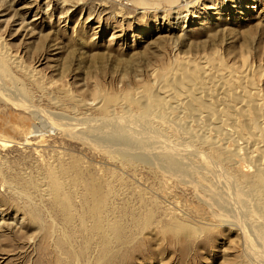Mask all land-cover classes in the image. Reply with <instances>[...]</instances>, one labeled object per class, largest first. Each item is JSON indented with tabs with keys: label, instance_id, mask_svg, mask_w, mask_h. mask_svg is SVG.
Wrapping results in <instances>:
<instances>
[{
	"label": "rangeland",
	"instance_id": "obj_1",
	"mask_svg": "<svg viewBox=\"0 0 264 264\" xmlns=\"http://www.w3.org/2000/svg\"><path fill=\"white\" fill-rule=\"evenodd\" d=\"M0 64V264H264V0H0Z\"/></svg>",
	"mask_w": 264,
	"mask_h": 264
},
{
	"label": "bare ground",
	"instance_id": "obj_2",
	"mask_svg": "<svg viewBox=\"0 0 264 264\" xmlns=\"http://www.w3.org/2000/svg\"><path fill=\"white\" fill-rule=\"evenodd\" d=\"M14 64L16 63V62H13ZM1 65V67H0V69H2L4 66L2 65V64H0ZM1 71V70H0ZM238 77V76H237ZM235 78H236V75H235ZM234 78V76L233 75H231V76H229V78H228V81L230 82V81H234V80H240L239 78L238 79H235ZM3 78H1V76H0V100L1 101H3V102H9V101H11L12 102V104L13 103H15L14 101H16L15 99H12V97H10V95L8 96L7 94V88L3 85V82L2 81H4V80H2ZM240 81H242V79L240 80ZM228 82V83H229ZM239 82V81H238ZM234 83V82H233ZM233 83H231L232 85H233ZM240 84H241V82H240ZM239 83H238V85H240ZM229 85V84H228ZM234 86V85H233ZM235 87H237V85L235 86ZM240 93V92H239ZM243 97V96H242ZM256 97V96H255ZM257 97H258V95H257ZM248 98L250 99V97H247V99L244 97V99H246V100H248ZM259 98V97H258ZM20 100V99H19ZM257 101V100H256ZM261 101V100H260ZM259 101V102H260ZM258 102V103H259ZM20 103V102H19ZM18 105V104H17ZM16 105V106H17ZM258 105V104H257ZM258 108V107H257ZM25 109H27V110H30L29 112L31 113V114H33V115H35V114H37L35 111H33L32 109H31V107H30V105L28 106H26L25 107ZM39 115V114H38ZM36 116V115H35ZM261 117V114L259 115L258 114V116H257V118H254L253 117V119L254 120H256V119H261L260 117ZM264 118V117H263ZM105 121V123H101L100 121H97V123H96V126L95 127H89L88 129L89 130H92V131H94V132H96V130L97 129H103L104 127H113V129L115 130V131H118V133H119V131L120 132H124L125 133V137H128L129 138V140H130V138L132 139V141H135L134 143H133V147H135L136 149L137 148H140V149H143L144 151H145V153H157L158 154V156L160 155L161 157H165L166 159H167V161H176L177 163H178V167H180V162L182 161V154L179 152V151H177L178 149H177V147L175 148V149H169L170 147H165L163 144V140H162V137H161V135L157 132V131H153L152 129H150L151 131H146V133L148 132V136H147V134H144V132H142V131H138V130H134L133 128L135 127L134 125H133V128H132V126H128L127 124H125V123H122V121H120L119 123H117L116 124V121H114V123H113V121L112 120H104ZM257 121V120H256ZM82 123H84V121L83 122H81L80 123V125L82 124ZM71 124H73V123H71ZM84 124H86V123H84ZM147 124V123H146ZM163 125V124H162ZM70 126V124H66V126L64 127V129L66 130V131H72L73 130V128H71L72 127V125H71V127H69ZM264 126V125H263ZM79 128V127H78ZM149 128V127H148ZM148 128H146V130H148ZM150 128H151V126H150ZM264 128V127H263ZM75 130V129H74ZM142 130V129H141ZM144 130V129H143ZM228 131H230V130H228ZM233 131V130H232ZM230 132V133H233V132ZM73 132V131H72ZM123 133V134H124ZM150 133V134H149ZM162 134V133H161ZM144 135H146V136H144ZM145 137L147 138V139H145ZM143 138V139H142ZM6 140V139H5ZM102 140V139H101ZM125 141H127L128 139H124ZM4 141V139L3 138H0V142H3ZM108 141V140H107ZM109 141H111L110 143H111V145L112 146H117L115 143H120L121 145L120 146H124V144H125V141H123V140H120L119 139V137H117V138H111V140H109ZM155 142H157V143H155ZM260 142V141H259ZM254 144V143H253ZM256 144V143H255ZM258 144H260V143H258ZM110 145V144H109ZM170 145V144H169ZM234 145H235V147L233 148V152L235 153L236 151H237V147H239L238 145H236L235 143H234ZM111 146V147H112ZM119 146V145H118ZM253 146V148H249V149H251V150H248L250 153L249 154H251L252 156L254 155V153H256L257 154V152H256V147L258 146H254V145H252ZM106 147V146H105ZM173 147V146H172ZM233 147V146H232ZM248 147V146H247ZM255 147V148H254ZM258 147H260V149H261V147L262 146H258ZM158 148V149H157ZM181 149H182V147H180ZM132 150H133V148H132ZM229 150V149H228ZM232 150V149H231ZM230 150V151H231ZM242 150V149H241ZM183 152V151H182ZM137 154H140V153H138L137 152ZM237 154V153H236ZM257 158V157H256ZM169 161V162H170ZM257 161H258V159H257ZM256 166H258V167H260V168H258V169H260V170H258L257 169V167H255V170H258L256 173H254V174H252V176H250V175H246L247 176V178H249L250 177V181L253 179L254 181H256L257 183H260V185L259 186H261V187H263L264 188V176H263V174H264V165H263V163L261 162V161H258V165H256ZM223 175H224V173H222ZM246 176H244V178L246 177ZM221 177V176H220ZM218 178V177H217ZM216 178V179H217ZM223 179V178H222ZM219 181V180H218ZM223 181V180H222ZM221 181V182H222ZM225 181V180H224ZM227 182V181H226ZM223 183V182H222ZM253 183V182H252ZM215 184H216V182H215ZM218 184V183H217ZM227 184V183H226ZM220 185V184H219ZM225 185V184H224ZM252 184H250V186H251ZM258 186V187H259ZM220 187V186H219ZM227 187H229V186H226V188ZM254 187V186H253ZM260 188V187H259ZM224 189V188H223ZM229 189V188H228ZM237 189H238V187H237ZM236 189V190H237ZM243 189V188H242ZM241 189V190H242ZM236 190H234V191H236ZM240 190V191H241ZM259 190V189H258ZM262 190H264V189H262ZM89 191V190H88ZM239 191V190H238ZM239 191V192H240ZM256 191H257V189H256ZM224 193V192H223ZM226 193V192H225ZM232 193V192H231ZM90 194H92V198H93V200H92V202H91V206L89 207V209H87L88 210V214L92 217V220H93V224L89 227V228H87V226L85 225V220H84V218H82L81 219V226H82V228H87V230H86V232L87 233H82L83 235H85V236H87L88 237V241L90 242L92 239H93V237L94 236H100L101 237V242H102V247H101V249H103V244L104 243H106L105 242V236L109 233H107L106 235H105V231H104V228L103 227H105V226H110L111 224H107V225H105L104 226V224H103V221H102V219H101V210H100V208H101V201H102V199L99 197V190H98V187L97 186H95V187H91V193ZM242 194H243V192H242ZM255 194V193H254ZM257 195V194H256ZM244 196V195H243ZM255 196V195H254ZM261 196V195H260ZM222 197V196H221ZM244 198V197H243ZM225 200V199H224ZM229 201V200H228ZM260 201V200H259ZM61 203V202H60ZM59 203V204H60ZM221 203V202H220ZM225 203H227V200H226V202L224 201V205L226 206V204ZM65 204H67V203H61L60 205H61V208H62V210L64 211V212H67V208H66V205ZM231 204V203H230ZM248 204V203H247ZM221 206L223 205L222 203L220 204ZM223 205V206H224ZM246 205V204H245ZM254 205H256V204H254ZM260 205V204H259ZM237 206V205H236ZM69 207V206H68ZM232 206H230V208H231ZM232 208H234V207H232ZM241 208V207H240ZM235 210V209H234ZM231 212V211H230ZM229 212V213H230ZM231 214V213H230ZM228 216V215H227ZM70 217L67 215V220L69 219ZM260 219V218H259ZM263 219V218H262ZM240 220V219H239ZM256 220V219H255ZM259 222H261V221H259ZM92 223V222H91ZM247 226V225H246ZM258 226V225H257ZM248 229V228H247ZM187 230V229H186ZM109 235H111L113 238H114V241H115V243H122V239H121V237L119 236L120 234L118 233V231L115 229V228H111L110 229V233H109ZM99 240V239H98ZM249 241V240H248ZM62 243V242H61ZM259 244V243H258ZM263 244V243H262ZM261 244V245H262ZM263 246V245H262ZM104 247H106V246H104ZM63 248H65L64 246H63ZM263 248H264V246H263ZM66 249V248H65ZM258 250V249H257ZM86 251H88V249L86 248ZM89 252V251H88ZM65 253V252H64ZM66 254H67V252H66ZM87 254V253H86ZM88 255V254H87ZM261 255V254H260ZM83 255H80V258L79 259H81V258H83L82 257ZM89 256V255H88ZM64 258V257H63ZM66 258H68L66 261H65V263L66 264H75L74 263V256L73 257H70L69 255L66 257Z\"/></svg>",
	"mask_w": 264,
	"mask_h": 264
},
{
	"label": "crops",
	"instance_id": "obj_3",
	"mask_svg": "<svg viewBox=\"0 0 264 264\" xmlns=\"http://www.w3.org/2000/svg\"><path fill=\"white\" fill-rule=\"evenodd\" d=\"M184 2H186V1H184Z\"/></svg>",
	"mask_w": 264,
	"mask_h": 264
}]
</instances>
